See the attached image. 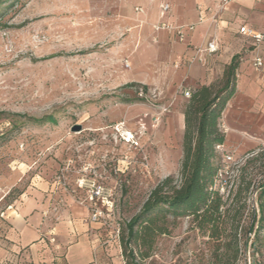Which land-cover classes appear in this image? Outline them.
Wrapping results in <instances>:
<instances>
[{"label":"rangeland","instance_id":"rangeland-1","mask_svg":"<svg viewBox=\"0 0 264 264\" xmlns=\"http://www.w3.org/2000/svg\"><path fill=\"white\" fill-rule=\"evenodd\" d=\"M173 1L0 5V264H14L4 213L38 184L51 189L60 176L63 187L56 194L75 204L84 200L81 207L89 217L92 209L99 211L96 223L118 241L120 225L140 210L155 186L167 177L177 179L179 114L187 100L178 72L182 63L176 39L154 30L160 5ZM171 12L161 22L175 25ZM47 116L56 124L30 121ZM75 126L80 131L73 132ZM235 154L246 180L264 175V145ZM241 175L232 180L230 200ZM92 184L102 192L90 202ZM242 225H248L247 217ZM118 251L121 256L119 245ZM242 252L237 264H249L250 253ZM213 254V243L181 218L141 264H213Z\"/></svg>","mask_w":264,"mask_h":264},{"label":"crops","instance_id":"crops-1","mask_svg":"<svg viewBox=\"0 0 264 264\" xmlns=\"http://www.w3.org/2000/svg\"><path fill=\"white\" fill-rule=\"evenodd\" d=\"M169 7V19L176 24L195 25L183 42L176 40L182 88L191 91L213 83L232 57L240 55L235 91L220 118L222 148L242 154L259 150L264 145V73L251 67L249 59L256 52L238 29L264 28V0H233L222 9L218 0H174ZM199 17L203 18L201 24H197ZM210 40L217 43L218 51L196 54V49L204 48ZM198 56L202 63L197 62ZM260 56L264 58V49ZM192 58L194 62L188 65ZM179 116L183 128L182 112ZM37 186L4 213L6 247L14 264H122L118 241L103 234L85 207L73 203L69 196L52 195L48 183ZM56 198H62L65 207L53 211Z\"/></svg>","mask_w":264,"mask_h":264},{"label":"trees","instance_id":"trees-1","mask_svg":"<svg viewBox=\"0 0 264 264\" xmlns=\"http://www.w3.org/2000/svg\"><path fill=\"white\" fill-rule=\"evenodd\" d=\"M7 1L0 0V5ZM239 59L240 55L233 56L217 81L191 91L182 111V157L177 179H163L140 210L119 227L117 239L125 264H141L150 258L157 239L169 235L181 218L190 219L191 229L213 243V264H237L242 251L250 253L249 264H264V181L257 187L255 209L246 216V227L242 225L245 200L253 181L245 179V167L239 169L240 184L231 200V193L224 199L212 189L219 162L215 148L224 143L220 118L235 91ZM30 121L56 124L51 116Z\"/></svg>","mask_w":264,"mask_h":264},{"label":"built area","instance_id":"built-area-1","mask_svg":"<svg viewBox=\"0 0 264 264\" xmlns=\"http://www.w3.org/2000/svg\"><path fill=\"white\" fill-rule=\"evenodd\" d=\"M219 1V7L222 9L225 5L232 2L233 0H218ZM170 7L168 4H162L159 7V22L155 24L154 30L155 31H166L168 34H171L178 42H183L186 35L189 33H192L195 29L194 24H171L169 21L167 22H161L162 19L165 18V15L169 13ZM212 21H214V17L211 18ZM203 23V18L199 17L197 24ZM238 33L242 35L243 37L247 38L255 50V55L249 59V63L251 67L259 73H264V58L260 56V50L264 49V28L260 30L252 29L247 26H241L238 29ZM218 51L217 43L214 40L208 41L204 48L199 47L196 49V54L200 55L203 53H206L208 55H212ZM194 58L187 61L188 65L192 64L194 62ZM197 62L202 63L203 59L198 56L196 59ZM183 98L189 99L191 96V91L188 89H183L181 92ZM162 112H167V109H162ZM157 121V119H155ZM125 142L126 138L123 139ZM216 151L219 154V162H218V169L216 176L213 181L212 189L220 196H228L232 180L235 177V174L239 171L240 162L236 159L235 153L232 151H226L222 148V146H216ZM241 161V160H240ZM264 181V175L258 179L256 182H252L247 196L245 200L246 204V210H245V216H247L249 213H251L255 209V199L257 196V187L260 182ZM63 187V181L60 176L55 178L54 184L51 188V194L55 195L57 190L62 189ZM78 188L81 189L82 185L78 184ZM101 189L98 187H94V184L91 186V193L88 197V200L91 202L93 199L98 198L101 196ZM55 202L51 205V209L53 211L58 210L59 207L64 206V202L62 198H56L54 200ZM76 203L80 206H83L85 203L84 200H78ZM101 217V213L97 211L96 209H92L90 213V220L92 222H98V220ZM117 234V233H116ZM117 237V236H116Z\"/></svg>","mask_w":264,"mask_h":264},{"label":"water","instance_id":"water-1","mask_svg":"<svg viewBox=\"0 0 264 264\" xmlns=\"http://www.w3.org/2000/svg\"><path fill=\"white\" fill-rule=\"evenodd\" d=\"M72 131H73V132L80 131V127H79V126H75L74 129H73Z\"/></svg>","mask_w":264,"mask_h":264},{"label":"bare ground","instance_id":"bare-ground-1","mask_svg":"<svg viewBox=\"0 0 264 264\" xmlns=\"http://www.w3.org/2000/svg\"><path fill=\"white\" fill-rule=\"evenodd\" d=\"M125 137H129V138H130L129 134H128L127 136L125 135ZM128 142H129V141H127V143H128Z\"/></svg>","mask_w":264,"mask_h":264}]
</instances>
